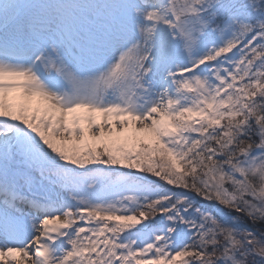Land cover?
Returning a JSON list of instances; mask_svg holds the SVG:
<instances>
[{"label":"snow or ice","instance_id":"6c2138e0","mask_svg":"<svg viewBox=\"0 0 264 264\" xmlns=\"http://www.w3.org/2000/svg\"><path fill=\"white\" fill-rule=\"evenodd\" d=\"M0 264H264V0H0Z\"/></svg>","mask_w":264,"mask_h":264}]
</instances>
